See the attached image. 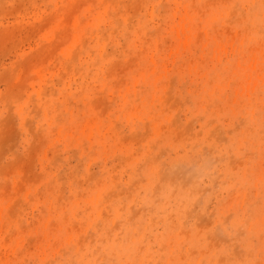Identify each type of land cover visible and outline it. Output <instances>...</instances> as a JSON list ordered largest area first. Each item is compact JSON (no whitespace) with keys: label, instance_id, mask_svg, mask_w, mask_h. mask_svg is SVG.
I'll list each match as a JSON object with an SVG mask.
<instances>
[{"label":"rangeland","instance_id":"rangeland-1","mask_svg":"<svg viewBox=\"0 0 264 264\" xmlns=\"http://www.w3.org/2000/svg\"><path fill=\"white\" fill-rule=\"evenodd\" d=\"M0 264H264V0H0Z\"/></svg>","mask_w":264,"mask_h":264}]
</instances>
